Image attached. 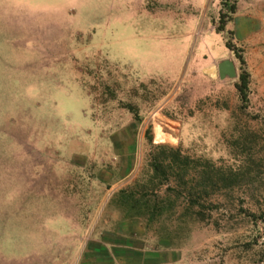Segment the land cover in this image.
<instances>
[{
	"label": "rangeland",
	"instance_id": "374dc122",
	"mask_svg": "<svg viewBox=\"0 0 264 264\" xmlns=\"http://www.w3.org/2000/svg\"><path fill=\"white\" fill-rule=\"evenodd\" d=\"M238 3L0 0V264L104 257L121 220L165 264H264V48ZM169 148L187 184L154 179Z\"/></svg>",
	"mask_w": 264,
	"mask_h": 264
},
{
	"label": "crops",
	"instance_id": "0c3cea01",
	"mask_svg": "<svg viewBox=\"0 0 264 264\" xmlns=\"http://www.w3.org/2000/svg\"><path fill=\"white\" fill-rule=\"evenodd\" d=\"M236 27L239 34L255 42V37H259L260 47L264 48V0H239L236 8ZM254 39V40H253ZM131 218L129 220H132ZM123 230L110 231L109 240H104L105 236H98L105 248L104 257H99L90 251H86L83 264H165L162 259L165 248L161 250L151 249L152 240L136 234L135 231L127 229L128 220H121ZM104 240V241H103ZM163 250V251H162ZM99 259L101 261L99 262ZM98 261V262H97Z\"/></svg>",
	"mask_w": 264,
	"mask_h": 264
},
{
	"label": "trees",
	"instance_id": "16d2710c",
	"mask_svg": "<svg viewBox=\"0 0 264 264\" xmlns=\"http://www.w3.org/2000/svg\"><path fill=\"white\" fill-rule=\"evenodd\" d=\"M233 11H235V7L232 8ZM222 27H225V20L224 18H222ZM242 91L244 92V89L247 88V80L245 77H243V83H242ZM170 150V156H166V152H163L162 155L164 157H166L167 159H170L171 161L174 159H177V161L179 162V166L176 165L177 168H175V165H173V163L168 160L169 164H164L165 160H167L166 158L163 157V160H159L158 158H154L153 159V163L151 165V168L153 170V174H154V179H159L161 181H164L166 183H168L170 181V179H175L176 181L178 180L179 183L181 182L183 185L187 184V182L184 180V178L186 176L189 175L190 173V168L188 165V160L187 159H181V153L178 152V154H174L175 149L174 148H169ZM181 167V168H179ZM204 170V171H203ZM202 171H200V180L197 184V186L201 187V196L198 195V198L201 197L202 200H207V198H211L213 196L214 193H211V191L215 190V175H213L212 171H206V169H203ZM221 182H226L228 179L221 177L219 179ZM127 192L124 190L120 191L121 195L126 194ZM132 195V194H131ZM189 195V199H193L192 195L190 193H188ZM127 199L132 200L131 196H129ZM191 201V200H190ZM189 201V205H193L194 202L193 200L190 202ZM135 205L131 206V210L134 208ZM133 217H138L136 215H130V218Z\"/></svg>",
	"mask_w": 264,
	"mask_h": 264
},
{
	"label": "water",
	"instance_id": "95a60500",
	"mask_svg": "<svg viewBox=\"0 0 264 264\" xmlns=\"http://www.w3.org/2000/svg\"><path fill=\"white\" fill-rule=\"evenodd\" d=\"M225 65L229 66V69H230V70H229V73L232 75L233 72H234V70H233L232 66H231V65H228L227 63H224L223 66L221 65V72H224V70H222V69H223V67H224Z\"/></svg>",
	"mask_w": 264,
	"mask_h": 264
},
{
	"label": "bare ground",
	"instance_id": "6f19581e",
	"mask_svg": "<svg viewBox=\"0 0 264 264\" xmlns=\"http://www.w3.org/2000/svg\"><path fill=\"white\" fill-rule=\"evenodd\" d=\"M222 70H224V72H226V71H229L230 69H229V66L225 65Z\"/></svg>",
	"mask_w": 264,
	"mask_h": 264
}]
</instances>
